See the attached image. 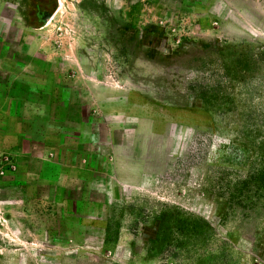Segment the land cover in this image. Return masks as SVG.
I'll return each mask as SVG.
<instances>
[{
    "label": "rangeland",
    "instance_id": "374dc122",
    "mask_svg": "<svg viewBox=\"0 0 264 264\" xmlns=\"http://www.w3.org/2000/svg\"><path fill=\"white\" fill-rule=\"evenodd\" d=\"M0 95V264H264V0H0Z\"/></svg>",
    "mask_w": 264,
    "mask_h": 264
},
{
    "label": "crops",
    "instance_id": "0c3cea01",
    "mask_svg": "<svg viewBox=\"0 0 264 264\" xmlns=\"http://www.w3.org/2000/svg\"><path fill=\"white\" fill-rule=\"evenodd\" d=\"M4 99V96L3 95H0V102L2 101ZM12 101V100H11ZM17 101V100H16ZM18 103V102H17ZM19 104V103H18ZM18 106H20V104L18 105ZM21 106H22V104H21ZM20 112L19 111H17L16 112V114L14 115L16 118H18L20 115Z\"/></svg>",
    "mask_w": 264,
    "mask_h": 264
},
{
    "label": "built area",
    "instance_id": "2783aa9c",
    "mask_svg": "<svg viewBox=\"0 0 264 264\" xmlns=\"http://www.w3.org/2000/svg\"><path fill=\"white\" fill-rule=\"evenodd\" d=\"M4 159L7 160V158H4ZM9 163H10V164H9L10 166L13 165V163H12L11 161H10ZM0 164H2V159H0ZM3 171H4V170H3V166L1 165V166H0V173H3Z\"/></svg>",
    "mask_w": 264,
    "mask_h": 264
}]
</instances>
